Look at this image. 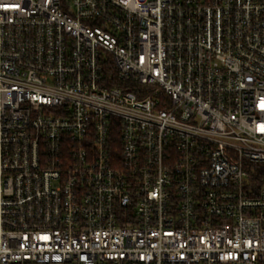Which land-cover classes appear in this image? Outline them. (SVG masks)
Instances as JSON below:
<instances>
[{"label":"built area","instance_id":"1","mask_svg":"<svg viewBox=\"0 0 264 264\" xmlns=\"http://www.w3.org/2000/svg\"><path fill=\"white\" fill-rule=\"evenodd\" d=\"M264 0H0V264H264Z\"/></svg>","mask_w":264,"mask_h":264},{"label":"trees","instance_id":"2","mask_svg":"<svg viewBox=\"0 0 264 264\" xmlns=\"http://www.w3.org/2000/svg\"><path fill=\"white\" fill-rule=\"evenodd\" d=\"M256 167H257L258 171H262V173H264V168H261V167H258V166H256Z\"/></svg>","mask_w":264,"mask_h":264}]
</instances>
